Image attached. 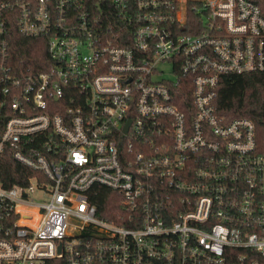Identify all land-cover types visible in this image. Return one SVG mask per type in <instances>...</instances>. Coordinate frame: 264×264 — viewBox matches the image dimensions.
<instances>
[{
  "label": "built area",
  "instance_id": "obj_1",
  "mask_svg": "<svg viewBox=\"0 0 264 264\" xmlns=\"http://www.w3.org/2000/svg\"><path fill=\"white\" fill-rule=\"evenodd\" d=\"M252 73L264 0H0V264H264V98L218 105Z\"/></svg>",
  "mask_w": 264,
  "mask_h": 264
},
{
  "label": "trees",
  "instance_id": "obj_2",
  "mask_svg": "<svg viewBox=\"0 0 264 264\" xmlns=\"http://www.w3.org/2000/svg\"><path fill=\"white\" fill-rule=\"evenodd\" d=\"M22 48L17 59L25 66L32 64L34 61H40L47 55L46 49L41 46L36 47L37 40L20 37ZM264 98V73L252 74H230L222 78L219 87L218 105L221 110L230 112L236 108L244 106H253L259 103ZM258 123L262 125L264 115L255 116ZM264 130V127H262ZM27 169L22 164L16 162L12 155L7 152L0 155V176L5 185H12L22 181V174L26 173ZM97 195H92L91 200L96 203L101 212L106 218L118 220L117 214H114L115 209H122L118 206V194L111 189L102 185H96Z\"/></svg>",
  "mask_w": 264,
  "mask_h": 264
},
{
  "label": "rangeland",
  "instance_id": "obj_3",
  "mask_svg": "<svg viewBox=\"0 0 264 264\" xmlns=\"http://www.w3.org/2000/svg\"><path fill=\"white\" fill-rule=\"evenodd\" d=\"M168 71V69H166V72ZM39 195L41 196V194L39 193Z\"/></svg>",
  "mask_w": 264,
  "mask_h": 264
}]
</instances>
